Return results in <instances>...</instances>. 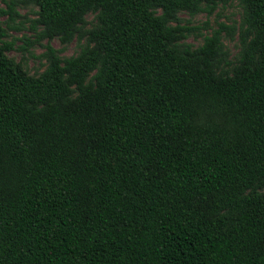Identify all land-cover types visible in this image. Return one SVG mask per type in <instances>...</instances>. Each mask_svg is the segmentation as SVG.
I'll return each mask as SVG.
<instances>
[{
    "label": "trees",
    "instance_id": "obj_1",
    "mask_svg": "<svg viewBox=\"0 0 264 264\" xmlns=\"http://www.w3.org/2000/svg\"><path fill=\"white\" fill-rule=\"evenodd\" d=\"M232 1L3 0L0 264H264V0L233 60L179 16Z\"/></svg>",
    "mask_w": 264,
    "mask_h": 264
},
{
    "label": "rangeland",
    "instance_id": "obj_2",
    "mask_svg": "<svg viewBox=\"0 0 264 264\" xmlns=\"http://www.w3.org/2000/svg\"><path fill=\"white\" fill-rule=\"evenodd\" d=\"M5 3L3 0H0V7H4ZM36 7L30 6H19L17 10L22 15V17L18 18L16 23L21 24L20 29L10 28L7 30L8 36L5 37V40L12 41L13 48L8 52V55L13 57L15 60H20L24 58L26 60L27 69L30 72L40 71L44 68V59L41 57L42 52L44 51L43 45L35 43L32 46H29V51L31 54L22 53L21 50L17 48V46L22 45L21 36L27 35L33 38L32 31L29 28L30 20L36 17ZM242 5L238 0H234L226 5H218L215 10L207 15L205 12H200L195 14L194 16H189L186 12H181L179 14L181 18V23L198 27V30H193L188 34L186 39L187 42L192 43L193 45H199L202 43V36L200 34L196 35V32L201 33V35H209L211 31L218 27V23L222 22L228 26H234L236 29L233 35V38H228L223 32L222 40L225 47L228 50L229 57L233 60L237 51H238V41H237V29L239 26V22L241 20L242 15ZM5 15H0V19H5ZM88 20L92 18V14H88L86 16ZM46 40H43L42 43H45ZM51 44L60 48L61 44L57 39L51 40ZM78 50L75 39H73L70 43H68L63 51H61L62 56H69L75 54Z\"/></svg>",
    "mask_w": 264,
    "mask_h": 264
}]
</instances>
